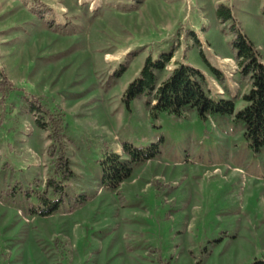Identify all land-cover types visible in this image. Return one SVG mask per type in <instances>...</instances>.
<instances>
[{"label":"rangeland","instance_id":"374dc122","mask_svg":"<svg viewBox=\"0 0 264 264\" xmlns=\"http://www.w3.org/2000/svg\"><path fill=\"white\" fill-rule=\"evenodd\" d=\"M0 0V264H252L264 261V146L229 116L151 113L125 92L148 55L199 68L211 97L236 111L249 89L233 59L240 28L264 58V0ZM223 4L232 18L223 22ZM194 34V35H192ZM199 42H196L195 39ZM212 67L216 68L218 79ZM39 104L64 113L75 177L55 213L39 202L51 173ZM132 162L118 189L102 182L106 153ZM36 211L37 213H34Z\"/></svg>","mask_w":264,"mask_h":264},{"label":"trees","instance_id":"16d2710c","mask_svg":"<svg viewBox=\"0 0 264 264\" xmlns=\"http://www.w3.org/2000/svg\"><path fill=\"white\" fill-rule=\"evenodd\" d=\"M31 10L49 25L54 23L50 16L53 11L40 0H24ZM219 19L223 22L232 18V10L221 4L218 9ZM235 40L232 44L233 59L238 64L241 78L248 82L249 89L242 95L243 108L236 111L234 100L211 97L207 89L204 73L192 64L176 61L174 67L166 74L165 70L174 57L171 52H162L157 58L148 55L138 76L129 84L125 92L127 103L145 97L146 105L151 113L169 112L182 117L189 112H196L202 119L212 115L229 116L236 122L244 124L245 136L255 151L264 146V58L255 44L242 29L235 30ZM194 35V34H192ZM196 42L199 40L196 38ZM214 75L221 79L219 71L212 67ZM15 87L6 75L0 71V96L4 100L10 90ZM32 113L37 112L35 124L38 128L49 131L50 144L47 154L51 162V173L45 181V189L38 194L39 202L51 203L53 206L41 211V215L49 216L58 209L67 198L68 184L75 177L69 157V140L66 136L64 113L59 108L53 112L39 104L29 107ZM123 151L130 156L125 161L117 152H108L101 161L102 182L118 189L132 175V162L146 161L156 158L159 147L153 145L150 150L137 148L130 143L123 145ZM34 213H37L34 211ZM252 264H264L263 260Z\"/></svg>","mask_w":264,"mask_h":264}]
</instances>
